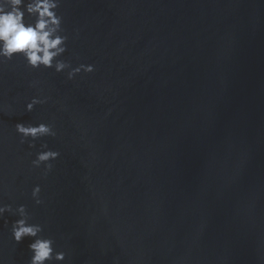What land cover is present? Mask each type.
<instances>
[{
    "label": "water",
    "instance_id": "1",
    "mask_svg": "<svg viewBox=\"0 0 264 264\" xmlns=\"http://www.w3.org/2000/svg\"><path fill=\"white\" fill-rule=\"evenodd\" d=\"M57 14L58 59L94 71L0 63V204L25 206L62 264H264V0H60ZM17 123L55 136L22 144ZM41 144L60 154L46 175ZM16 219L0 218V264L29 262Z\"/></svg>",
    "mask_w": 264,
    "mask_h": 264
},
{
    "label": "clouds",
    "instance_id": "2",
    "mask_svg": "<svg viewBox=\"0 0 264 264\" xmlns=\"http://www.w3.org/2000/svg\"><path fill=\"white\" fill-rule=\"evenodd\" d=\"M60 0H0V63L20 56L31 69H53L56 73L67 70V79L71 80L81 72L85 74L94 71L93 65H79L75 68L58 59L66 52L68 37L62 34V17L57 14ZM25 15L33 17L32 22L25 21ZM45 100L33 98L25 105V111L31 112L35 105L43 104ZM16 134L21 137L20 143L36 141L44 137L55 136L51 124L39 123L15 125ZM30 148L34 147L29 143ZM41 151L36 153L32 167L44 166V174L51 171L50 161L59 157V152L49 150L46 144H41ZM40 187L37 185L31 191L35 204L42 203L39 198ZM5 213L16 215L11 225V237L14 243L20 244L28 239V251L31 253L28 264H62L65 252L54 248V240L42 235L43 228L38 223H31L25 206L13 209L11 205L0 204V218Z\"/></svg>",
    "mask_w": 264,
    "mask_h": 264
}]
</instances>
